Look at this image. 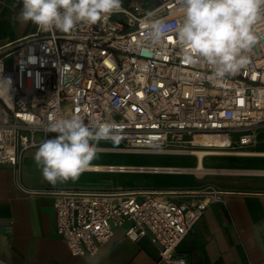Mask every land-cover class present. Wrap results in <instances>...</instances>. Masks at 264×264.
<instances>
[{
    "label": "built area",
    "instance_id": "built-area-1",
    "mask_svg": "<svg viewBox=\"0 0 264 264\" xmlns=\"http://www.w3.org/2000/svg\"><path fill=\"white\" fill-rule=\"evenodd\" d=\"M178 7L177 0H128L96 24L70 33L37 27L0 50V78L12 81L10 103L0 99V163L18 171L23 151L57 135L47 125L74 115L89 127L114 123V138L105 139L128 151L190 153L201 136L223 138L219 149L254 143L264 128V12L248 63L221 79L207 64L184 60ZM149 12L164 21L157 45L142 26ZM53 195L56 231L73 255L95 253L128 221L125 235H150L159 261L169 264H186L176 247L207 205L160 190L60 188Z\"/></svg>",
    "mask_w": 264,
    "mask_h": 264
},
{
    "label": "crops",
    "instance_id": "crops-1",
    "mask_svg": "<svg viewBox=\"0 0 264 264\" xmlns=\"http://www.w3.org/2000/svg\"><path fill=\"white\" fill-rule=\"evenodd\" d=\"M21 7V0H0V47L36 31L31 21L16 18ZM96 145H101L96 146L97 153H156L171 155V159L129 164L93 160L104 167L83 173H133L136 177L110 175L96 183L69 180L56 185L48 183L35 165L33 157L39 145L23 151L18 171L0 163V260L7 264H169L159 261L158 246L150 235L136 240L125 235L128 221L116 226L112 236L88 256L73 255L57 233L54 191L122 188L166 191L179 202L206 199L202 215L176 247V255L184 257L186 264L264 262V155L254 154L264 152V128L258 131L255 143L230 149L236 151L233 154H204L201 169L197 154L192 152L128 151L121 145ZM177 157H183L185 163ZM109 165L113 170L105 169ZM119 165L124 168L120 170ZM139 166L171 169H135Z\"/></svg>",
    "mask_w": 264,
    "mask_h": 264
},
{
    "label": "clouds",
    "instance_id": "clouds-1",
    "mask_svg": "<svg viewBox=\"0 0 264 264\" xmlns=\"http://www.w3.org/2000/svg\"><path fill=\"white\" fill-rule=\"evenodd\" d=\"M180 22L177 42L188 63H205L216 78L238 73L248 63L247 53L257 42L253 25L264 12V0H177ZM18 19L31 21L42 32L70 33L81 23L96 24L121 10L122 0H21ZM146 14L143 27L153 45L165 38L164 21ZM33 62L34 57L30 58ZM2 72V69H0ZM10 78H0V99L11 100ZM114 123L86 125L79 116L54 119L46 130L34 162L50 184L75 181L97 156L96 144L114 138Z\"/></svg>",
    "mask_w": 264,
    "mask_h": 264
},
{
    "label": "rangeland",
    "instance_id": "rangeland-1",
    "mask_svg": "<svg viewBox=\"0 0 264 264\" xmlns=\"http://www.w3.org/2000/svg\"><path fill=\"white\" fill-rule=\"evenodd\" d=\"M11 57H9L7 60H9ZM256 142V141H255ZM254 142V143H255ZM98 143L102 144H109L113 146H124L122 142L115 140V139H101L99 140ZM253 144V143H251ZM96 146H101V145H96ZM183 157H177L176 159L179 160V162H184L182 160ZM171 159V155H164V154H156V153H109V152H99L97 153V156L94 160H102V161H107L108 163H113V162H121L124 164H129V163H136V162H148L147 160L151 161H156V162H165ZM176 160V162H177ZM185 163V162H184ZM135 165V164H134ZM138 166V165H135ZM194 167H184V169H191L193 170ZM136 171V170H134ZM143 171V170H141ZM160 171V170H158ZM112 175L114 178H134L136 177L135 174L133 173H124V174H116V173H111L109 175L107 174H100V173H82L78 179L80 181H85L86 183H96L101 180H104L108 176ZM138 177L140 174L137 175Z\"/></svg>",
    "mask_w": 264,
    "mask_h": 264
},
{
    "label": "bare ground",
    "instance_id": "bare-ground-1",
    "mask_svg": "<svg viewBox=\"0 0 264 264\" xmlns=\"http://www.w3.org/2000/svg\"><path fill=\"white\" fill-rule=\"evenodd\" d=\"M19 39H21V38H19ZM19 39H16V41L19 40ZM14 41L8 42V43L4 44L3 46H5V47L10 46V45H12V43H14ZM3 46L0 47V50H2V49L5 48ZM8 101L10 103V100H8ZM195 142H197V144L200 145V146L194 148L193 151H191V152L197 154V156H198V158H197L198 159L197 166H198L199 169H201L202 166H203V156H204V154L205 155L206 154H223V152L225 154H227V153L236 152V151H230V149H219L218 146L225 145L224 139L221 138V137L201 136V137H197L196 140H195ZM112 148L113 147H108L107 149H109V150H119V149H112ZM97 149H98V147H97ZM133 151H135V150H133ZM242 154H244V153H242ZM254 154L264 155V152L254 153ZM122 166L123 165H119V169L120 170H121V168H124ZM103 167L104 166L95 165V164L91 163V166L88 169L98 170V169H102ZM105 169H109V170L112 169L113 170V166L109 165V167H106ZM135 169H138V170H153V171L155 170V171H158V170H161V169H171V168H169V167H166V168L159 167V168H157V166H147V167L146 166H144V167L143 166H139L138 168H135Z\"/></svg>",
    "mask_w": 264,
    "mask_h": 264
},
{
    "label": "trees",
    "instance_id": "trees-1",
    "mask_svg": "<svg viewBox=\"0 0 264 264\" xmlns=\"http://www.w3.org/2000/svg\"><path fill=\"white\" fill-rule=\"evenodd\" d=\"M126 1H128V0H122V2H126Z\"/></svg>",
    "mask_w": 264,
    "mask_h": 264
}]
</instances>
